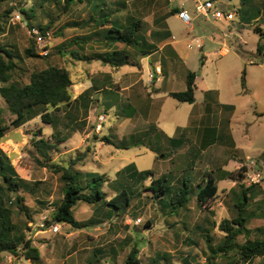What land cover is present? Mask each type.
Listing matches in <instances>:
<instances>
[{"label": "rangeland", "instance_id": "1", "mask_svg": "<svg viewBox=\"0 0 264 264\" xmlns=\"http://www.w3.org/2000/svg\"><path fill=\"white\" fill-rule=\"evenodd\" d=\"M193 2L173 0L165 7L161 0H152L151 9L149 0H84L82 4L75 3L69 11L64 9L63 3L55 0L0 2V45L17 58L18 69L14 78L27 83L31 72L54 65L70 71L73 98L77 99L86 92L84 99L73 103L67 111L61 109L55 113L54 125L35 118L9 130L0 142V149L10 159L18 177L28 183L19 192L27 210L23 213L13 206L12 222L23 230L27 239L33 240L43 264H124L132 249H136L141 264H207L210 250L219 248L222 242L218 224L236 216L234 199L230 197V190L236 185L230 179H222V171L236 173L238 166L234 161L240 158L247 167H251V162L256 164L253 171H261L263 175L264 159L257 154L264 151V145L255 149L251 144L260 129L264 132V67L250 66L247 60H258L260 55L256 48L259 44L264 45V0H224V4H219L224 13L235 12L233 20L225 25L233 46L231 50L235 52L222 57L208 55L207 63L202 65V51L196 48V44L193 43L189 50L187 41L180 42L177 52L181 50L183 55L179 54V60L169 65L174 72L168 73L163 92H152L154 80L152 71L147 72L151 69L148 60L142 62V72L131 65L113 69L97 60L90 63L75 61L68 52L61 53L76 50L89 55L104 50L103 40L83 44V51L69 42L91 35V28L68 24L86 21L93 5L98 11L95 19L108 14L109 20L115 21L124 17L126 11L134 15L141 22V35L148 38L151 15L153 30L160 20L162 8L171 9L183 3L191 11ZM22 5L25 8L35 5L37 22L41 26H50L52 40L46 46V55L40 54L41 49L26 29L12 21L13 16L19 14L25 22L19 12ZM11 7L15 10L7 13ZM202 19H196L198 24L193 21L194 29L189 35L188 28L174 18L170 17L166 22L177 42L185 36L189 37L188 41L199 37L205 45L203 50L214 52L218 46L212 44L210 38L217 41L220 34H213V29ZM28 47H33L41 57H25L24 50ZM128 51L135 52L133 48ZM184 55L186 59H183ZM243 69L246 73L242 81ZM188 72H194L198 78L195 82L198 93L216 90L220 103L233 105L234 111L215 107L210 99L206 105L200 100L191 105L167 96L165 91L185 90ZM90 77L96 80L97 86L93 89L87 80ZM134 81L138 83L126 90L125 87ZM242 82L245 86L243 93ZM101 83L103 88L99 91ZM0 107H4L1 98ZM102 115L105 119L100 121ZM3 117L8 119L7 114ZM39 131L45 138L53 135L62 141L51 159L55 163L72 165L74 176L81 184L89 181L94 186L89 174L104 176L108 182L103 183L101 190L105 191L107 199L115 194V190L125 188L131 197L126 210L111 209L101 201H78L72 208L74 218L79 222H94L93 225L73 229L60 224L58 233L39 226V213L47 205L53 207L52 203H59L63 186L58 173L41 167L34 159L31 141L36 139ZM103 137L109 138L111 143L105 144ZM231 137L235 145L231 144ZM77 171L79 173L75 174ZM209 177L216 180L218 191L216 197L203 207L197 205L193 196L186 208H179L177 204L165 207L147 190L152 179L161 178L172 186V193L178 192L186 182L189 192L194 194L198 190L197 184ZM258 186L263 195L257 196L249 209L261 205L264 176ZM25 214L32 216L34 221L28 223ZM137 219L140 223L135 225L133 222ZM248 226L253 229L264 226V219H254ZM206 235L210 242H207ZM5 254L4 259L13 264H32ZM215 263L234 264L220 255ZM259 263L261 259L257 258L253 264Z\"/></svg>", "mask_w": 264, "mask_h": 264}, {"label": "trees", "instance_id": "2", "mask_svg": "<svg viewBox=\"0 0 264 264\" xmlns=\"http://www.w3.org/2000/svg\"><path fill=\"white\" fill-rule=\"evenodd\" d=\"M4 1L12 0H0V2ZM55 1L56 3H63L64 9L69 11L75 3L82 4L84 0ZM34 6L25 8L22 5L19 7V12L24 21L28 26H35L40 30H50L49 25L41 26L37 22L38 17L34 14ZM14 10V7H11L6 12L11 13ZM96 11V7L93 5L86 21L81 24L75 22L68 24L71 27L79 25L81 28L88 27L93 30L90 32V36L80 38V40L73 39L69 42L78 46L76 49L83 51V44L103 40L105 42L104 47L107 50L104 48V52H92L89 55L76 50L62 51L61 53L68 52L75 61L90 63L97 60L113 69H120L126 65L138 66L134 57L130 55L128 48H133L136 54L141 57L149 54L147 42L140 34L141 22L134 17H121L115 21H110L108 14H104V18L95 19L94 16L98 13ZM119 46L122 48L119 49ZM108 47H111V49ZM256 52L264 55V45L259 44ZM24 56L27 58L41 57L35 53L33 47L26 48ZM16 59L13 52L0 45V98L4 104V107H0V142L9 130L17 129L35 118H39L43 123L54 125L55 113L61 109L67 111L73 103L84 99L86 93L80 95L77 99L73 98V81L70 71L54 65L31 72L28 82L22 83L14 78L18 69ZM194 78L195 74L188 72L186 89L182 92L169 93L168 96L179 102L192 104L194 102ZM241 78L243 81V75ZM241 86L242 89H245L243 82ZM95 87L96 85L93 84L90 89ZM4 114L8 115V119L3 117ZM35 137L36 139L31 141L35 161L41 167L48 168L53 173H58L63 183L62 197L59 203L57 205L52 203L53 207L47 205L44 208L46 209L48 206L53 208L50 219L46 222L47 226L52 222L64 224L73 229H85L93 225L94 222L88 220L79 222L74 218L72 208L78 201L86 203L101 201L104 206L115 210H126L130 205L131 197L125 188L115 190V194L107 199V194L104 190H101L103 183L108 182V179L104 176L89 174V180L94 182V186L89 181L83 185L74 176L72 165L52 161L51 157L58 150V143L62 142L56 136L52 135V138H45L39 131ZM102 141L105 144L111 143V140L107 137H103ZM121 172L119 174H122ZM78 173L79 171L75 174ZM248 173L249 169L245 165L239 167L236 173L222 171L221 178L230 179L236 185V188L230 190V197L234 199L233 207L236 210V216L231 219H223L218 224V229L222 233V242L219 248L210 250V258L207 264H216L215 260L219 255L234 264H253L257 258L261 259L259 264H264V226L254 229L248 226L250 221L254 219H264V198L260 201L262 206L257 205L254 209L248 208L257 196L263 195V191L257 184L246 185L244 183ZM0 180V254L9 253L32 264H43L39 249L33 245V240L27 239L23 230L12 222L13 206H16L18 211L23 213L27 210V207L23 204V197L19 192L25 186H28V183L18 177L10 163V159L1 149ZM197 187L198 190L194 194L193 192L190 193L188 184L184 182L178 192L172 193V186L166 180L158 178L152 179L147 190L151 191L153 196L159 199L165 207L177 204L179 208H186L192 196L196 198L197 205L203 207L217 195L218 187L213 177H209L203 183H198ZM26 217L28 223L34 221L29 214ZM206 238L207 242H210L208 235H206ZM136 252V249H132L127 254L124 264H141V261L136 257Z\"/></svg>", "mask_w": 264, "mask_h": 264}, {"label": "crops", "instance_id": "3", "mask_svg": "<svg viewBox=\"0 0 264 264\" xmlns=\"http://www.w3.org/2000/svg\"><path fill=\"white\" fill-rule=\"evenodd\" d=\"M199 1H207V0H199ZM222 1L224 2V0H222ZM170 2L171 1H168V0H161V3L163 5H165V7ZM149 4H150V7L152 9V0H149ZM124 6H125V4H124ZM181 6H183V3L179 7L177 6V7L171 8V9H167L166 8V10H165V8H162L161 9L162 13H161L160 18H159L160 20L156 23L157 25H155L153 30H152V15H151L150 28H149V32H148V38H146L144 35H142L143 38L145 39V41L147 42V45H148V50H149V54L148 55H146L144 57H141V56H138L136 54V52H134V51H133L134 52L133 54H131L129 52L130 55L134 57V60L138 63V66H136V67L139 70H141L142 72H143V64H142V62L144 60H148V65H149V67L151 69L150 70L148 69L147 72H151L152 71V74H153L152 75V79L154 80V81H152V86L154 87L152 92H154V93H159V92H163L164 91V90L162 91V89H163L164 83H165V81L167 79L168 73L172 72V71L174 72V68L170 67V66L173 65L176 60H179L178 59V57H180L179 54L183 55V52L180 53L181 50H180L179 53L177 52L178 51L177 46H178V44L180 42L187 41L186 48L190 50L192 44L194 43V39H199L200 40V43H201L200 47L198 48L197 45H196V48L199 49V51H202V57L200 59L202 65H204V63L205 64L207 63L208 55H214V57H216V56L222 57V56L228 55L231 52L232 53L235 52V51L231 50V48L233 49V46H232V43H231V38L229 37V35H227L226 29H225V25H227L228 22H231L233 19L230 20V21H226L225 19H223L222 21H220L221 19L218 20V21L206 20L203 17L198 16V15L195 14L193 5H192L191 11H188L183 6L189 12V14L191 15V18H192L191 26H188V25H185L177 16V13H178V11H179ZM124 9L126 11V8H124ZM228 12H233V10H229V11H227V13ZM125 17H134V18H136L134 15L129 14L127 11H126V14L124 15V17H122V18H125ZM170 17L174 18L175 20H177V21L181 22L182 24H184L189 30V32L187 33L188 35L194 29V22L193 21H195L198 24L199 22H197L196 19H198V17L199 18L200 17L203 18L202 20L204 21V24H208V27L213 29V32H212L213 34H220L219 35L220 38L217 41H216V39L214 37L210 38V41L212 42V44L217 45L218 48L214 49L213 50L214 52H206V51H204L203 48L205 47V45H204L203 41L199 37H192L190 39V41H188L189 37L185 36L183 40H178V42H177L174 39L173 33L171 31V28L169 27V25L166 22L168 19H170ZM141 29H140V34L142 32ZM118 48L121 49L122 47H118ZM259 55H260V58H258V60H256L255 58H252V59L247 60V63L250 66L264 67V55H262V54H259ZM239 56H238V58H240ZM183 59H186V55L183 56ZM245 73H246V71H245V69H243L242 72H241V77H242V75H243V77H245ZM187 74H186V76H187ZM102 77H103V75H102ZM197 79L198 78H197V76L195 74L194 85H195V82H196ZM87 80H89L91 82L90 87L93 84L96 83V80L93 77H90ZM244 81H245V79H244ZM101 82H102V79H101ZM102 83H101V85H102ZM137 83H138V81H134L131 84L127 85L125 87V89L129 90L130 88L134 87ZM160 86H162V87H160ZM102 88H103V85L100 87L99 91H102ZM241 89H242V86H241ZM243 90L244 89H242V93L245 92ZM172 92H178V91H172V90L165 91L167 96H168L169 93H172ZM180 92H182V91H180ZM212 92H214V93H212ZM215 94H217V95H215ZM219 97H220L219 92L216 91V90H207V91L204 90L203 92L198 93L197 89H196V85H195V88H194V102L191 105H194V104L198 103L199 100L201 101L200 103L202 105H206L207 99H210V100L213 101L212 105H214L215 107H219L220 109H222L224 111L227 110L228 112H233L234 111V106L230 105V104H226L225 102L224 103H220ZM252 139H253V142L251 144L252 148L257 149L256 148L257 146L264 145V143H263L264 132H261V129H260V131L255 136H253ZM233 143L235 145V142L232 141V137H231V144H233ZM257 156L258 157H263V159H264V151L259 152L257 154ZM248 157L249 156H246L245 159H248ZM240 161H241L240 158H237L234 161L235 165L238 166L237 168H239L242 165H244ZM262 167H263V170H264V164L262 165ZM262 176H264V171H263V175ZM4 256H7V255L5 253H1L0 254V264H13V263H11V260H7V258L4 259ZM8 257H10V255ZM17 264H22V263L18 262Z\"/></svg>", "mask_w": 264, "mask_h": 264}, {"label": "built area", "instance_id": "4", "mask_svg": "<svg viewBox=\"0 0 264 264\" xmlns=\"http://www.w3.org/2000/svg\"><path fill=\"white\" fill-rule=\"evenodd\" d=\"M173 1V0H168ZM193 8L196 15L203 17L206 20L211 21H218L220 19H225L226 21H230L233 19L235 13L228 12L224 13L222 10L219 9V4H223L222 0H207V1H199V0H193ZM178 18L188 26H191L192 18L189 12L181 6L178 13ZM13 22H18L21 24L23 28L26 29L27 34L29 37L34 41L35 45L41 49L40 54L46 55L47 54V48L46 46L51 42L52 40V33L49 30H40L39 28L35 26H28L26 22H23L20 15L16 14L12 18ZM194 43L197 45V47H200V40L194 39ZM105 116H100V121L104 120ZM256 164L251 162V167H248L249 173L247 174L244 183L246 185H252V184H261L262 181V173L261 171H253V168H255ZM53 211V208L51 206H48L46 209L42 211L39 215V226L41 227H48V229L52 233H58L61 226L59 223L52 222L50 225L47 226L46 222L50 219V214ZM135 225H138L140 223V219H137L133 222Z\"/></svg>", "mask_w": 264, "mask_h": 264}]
</instances>
